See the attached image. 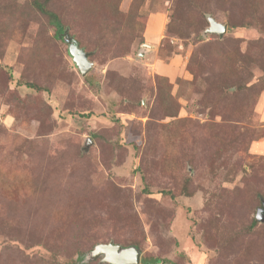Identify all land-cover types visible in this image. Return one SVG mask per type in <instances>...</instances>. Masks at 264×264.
<instances>
[{"label":"rangeland","instance_id":"374dc122","mask_svg":"<svg viewBox=\"0 0 264 264\" xmlns=\"http://www.w3.org/2000/svg\"><path fill=\"white\" fill-rule=\"evenodd\" d=\"M44 1L93 64L0 0V264H264V0Z\"/></svg>","mask_w":264,"mask_h":264},{"label":"water","instance_id":"95a60500","mask_svg":"<svg viewBox=\"0 0 264 264\" xmlns=\"http://www.w3.org/2000/svg\"><path fill=\"white\" fill-rule=\"evenodd\" d=\"M208 19L210 24L206 29V33H217L223 36L227 32V24L218 21L212 16H209ZM63 38L69 43V50L73 60L82 74L85 75L93 64L89 60V53L83 47H80L79 42L69 34L68 28L63 32ZM149 45L147 43L143 44L145 47H149ZM99 257H102V262H109L111 264H141L142 252L136 245L123 246L111 241L97 244L86 254V259L89 260Z\"/></svg>","mask_w":264,"mask_h":264},{"label":"trees","instance_id":"16d2710c","mask_svg":"<svg viewBox=\"0 0 264 264\" xmlns=\"http://www.w3.org/2000/svg\"><path fill=\"white\" fill-rule=\"evenodd\" d=\"M34 5L44 14H46L49 18V21L55 26L56 28V34L63 37V32L65 30V27L63 25V22L61 21V18L59 17V15L54 12L53 10L49 9L47 7V4L44 0H33ZM30 86H35L34 84H29ZM263 210H264V203H263ZM257 218L260 219V216H258ZM261 220V219H260ZM134 245L138 246L137 243H135ZM163 260L159 257H153V256H146L141 258V264H158L160 262H162Z\"/></svg>","mask_w":264,"mask_h":264},{"label":"crops","instance_id":"0c3cea01","mask_svg":"<svg viewBox=\"0 0 264 264\" xmlns=\"http://www.w3.org/2000/svg\"><path fill=\"white\" fill-rule=\"evenodd\" d=\"M151 33H153V32H151ZM150 36H152V35H150ZM150 36H149V37H150Z\"/></svg>","mask_w":264,"mask_h":264}]
</instances>
